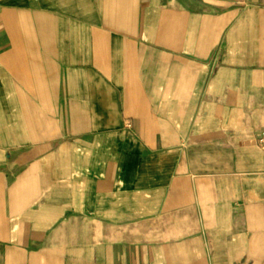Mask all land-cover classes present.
Masks as SVG:
<instances>
[{"label": "crops", "instance_id": "1", "mask_svg": "<svg viewBox=\"0 0 264 264\" xmlns=\"http://www.w3.org/2000/svg\"><path fill=\"white\" fill-rule=\"evenodd\" d=\"M264 0H0V264H264Z\"/></svg>", "mask_w": 264, "mask_h": 264}, {"label": "built area", "instance_id": "2", "mask_svg": "<svg viewBox=\"0 0 264 264\" xmlns=\"http://www.w3.org/2000/svg\"><path fill=\"white\" fill-rule=\"evenodd\" d=\"M255 141L262 153L263 156V163H264V131L257 132V135L255 137Z\"/></svg>", "mask_w": 264, "mask_h": 264}]
</instances>
